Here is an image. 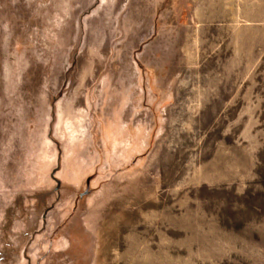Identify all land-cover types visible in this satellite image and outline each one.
Listing matches in <instances>:
<instances>
[{
	"label": "rangeland",
	"instance_id": "rangeland-1",
	"mask_svg": "<svg viewBox=\"0 0 264 264\" xmlns=\"http://www.w3.org/2000/svg\"><path fill=\"white\" fill-rule=\"evenodd\" d=\"M0 264H264V0H0Z\"/></svg>",
	"mask_w": 264,
	"mask_h": 264
}]
</instances>
